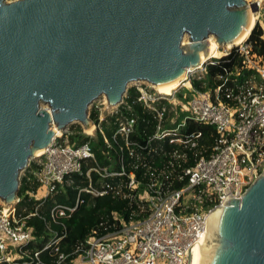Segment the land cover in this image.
<instances>
[{"label": "water", "instance_id": "obj_1", "mask_svg": "<svg viewBox=\"0 0 264 264\" xmlns=\"http://www.w3.org/2000/svg\"><path fill=\"white\" fill-rule=\"evenodd\" d=\"M258 11L247 0H0V199L19 202L22 173L56 129L96 127L100 96L118 105L132 82L188 77L210 36L235 41ZM217 210L202 264H264V170Z\"/></svg>", "mask_w": 264, "mask_h": 264}, {"label": "built area", "instance_id": "obj_2", "mask_svg": "<svg viewBox=\"0 0 264 264\" xmlns=\"http://www.w3.org/2000/svg\"><path fill=\"white\" fill-rule=\"evenodd\" d=\"M252 2L261 9L263 0ZM234 48L240 64L232 70L225 68L214 90H196L191 79L205 76L206 65L214 63V57L210 58L202 71L190 76L187 88L191 94L184 93L188 97L185 103L175 94L153 92L143 82L135 86L138 101L155 113L159 123L152 133L136 134L135 118H119V127L113 133L119 148L117 170L97 163L90 141L72 144L68 136H56L36 157V170L31 171L30 164L22 179L26 177L31 185L28 193L43 188L44 196H48L58 192L60 186L73 185L79 197L73 206H53L51 220L64 230H53L54 236L35 252L27 248L35 239L33 227L17 210L22 197L16 205L0 204V264H47L41 260L44 250H50L53 264H66L70 254L60 246L67 234L62 218L70 217L85 202L83 192L94 197L111 194L129 200L136 209L129 220L116 216L119 221H103L92 229L74 247L70 264H190L207 235L214 207L222 205L228 194L242 198L264 170V56L254 52L248 37ZM244 69L252 73L239 81ZM127 96L120 104L130 109ZM179 104L186 113L183 119L175 127H165L171 120L169 113L176 112ZM188 120L215 126L217 136L210 156L199 148L203 132L185 127ZM105 141L113 148L114 142L107 137ZM92 172L102 179L99 186L93 184ZM74 174L85 175L89 184H76ZM33 178L36 187H32ZM183 181V186H176Z\"/></svg>", "mask_w": 264, "mask_h": 264}, {"label": "trees", "instance_id": "obj_3", "mask_svg": "<svg viewBox=\"0 0 264 264\" xmlns=\"http://www.w3.org/2000/svg\"><path fill=\"white\" fill-rule=\"evenodd\" d=\"M264 29L261 23L258 21L253 27L248 40L253 45V50L258 55L264 56V38L262 37ZM214 63H209L206 65L207 71L205 76L202 79L192 78L191 83L196 90H214L221 81L217 78L221 72H224L225 68L232 70L235 65L240 64V56L237 50L234 48L231 53L228 55H223L222 57H214ZM252 73L251 70L244 69L239 75V81L244 80ZM260 80V79H259ZM184 93L188 95L191 94V91L185 89L184 92L178 93L177 96L180 100L185 103L188 100V97H184ZM139 91L135 86L128 89V96L125 98V101L131 106L130 109H126L124 106H121L118 113L108 115L102 121H100L99 111L93 109L90 113L91 119L96 124V127L102 129H97V135L95 137L90 135H84L82 126L79 125L76 128V131L73 130L71 134L68 135V138L72 144H79L84 141H90L93 150L95 152L97 163L101 166L110 167L112 164L114 168L111 170L119 169L118 155L119 148L113 140V133L116 127H119V118L121 116H127L130 118H135L136 122L134 127L136 128V134L146 131L147 133L154 132L155 128L158 127V118L155 116V113L148 110L144 105L138 101L137 97ZM225 98V97H224ZM226 100V99H225ZM182 108V105H177V116L179 115V110ZM173 114V113H172ZM185 113H181L176 123H172L171 120H168L165 123V127H174L176 126ZM185 127H189L190 130H201L203 132V137L200 140L199 148L203 150L204 155L210 156L213 151V145L215 143V138L217 136V131L215 126L198 123L192 120H188ZM105 137H107L111 142H114L113 148L108 147ZM202 145L204 147H202ZM32 164V162H31ZM192 164V161H191ZM33 167L37 166L33 164ZM35 168V170H36ZM86 171V169H85ZM93 184L99 186L100 177L97 173L92 172ZM73 178L75 179L76 184H81L86 186L89 184V179L83 175L74 174ZM34 185L37 186L36 178H33ZM108 181H111L108 179ZM186 183L177 182L176 186L181 187ZM30 183L27 181L26 177L22 179V185L19 189V196H22L26 189L30 187ZM78 194V189L75 187H67L62 193L55 194L45 200L41 207H38L37 214H32L36 212V205L39 201L29 198L28 195H24L23 199L18 203L17 210L19 213H22L26 216L27 225L33 227V232L35 234V239L29 243L27 246L30 252H35L42 250L45 244L53 236L52 231L58 230L62 231L64 228L53 222L50 217V209L56 203H68L70 205L75 204V199ZM82 196L85 198V202L80 205L77 210L68 218H62L66 226V237L61 242V250L65 253H69L68 262L74 258L72 251L74 247L82 240L86 238L88 234L91 233L92 229L97 228L101 222L105 221L107 224H111L114 221H119L115 219L116 216H119L125 220L130 219V215L136 207H131L129 200L120 199L113 197V195L97 196L92 197L91 194L83 192ZM26 207V211H23V208ZM47 221L51 225V229L48 226ZM54 257L50 254V250H44L41 252V260L47 264H53ZM22 259L20 262H23ZM23 264V263H16Z\"/></svg>", "mask_w": 264, "mask_h": 264}, {"label": "rangeland", "instance_id": "obj_4", "mask_svg": "<svg viewBox=\"0 0 264 264\" xmlns=\"http://www.w3.org/2000/svg\"><path fill=\"white\" fill-rule=\"evenodd\" d=\"M8 2H10V1H14V0H7ZM248 2H252V1H254V0H247ZM260 11V15L258 14V12H256L255 13V16H256V22L255 23H257L258 21L261 23V25H262V27L264 26V0H263V3H262V6H261V9L259 10ZM187 40V39H186ZM234 47V46H233ZM233 47H231V48H227V47H225V46H223V47H220L219 48V50H221L222 51V53H223V55L224 54H226V53H229L231 50H233L232 48ZM222 55V56H223ZM213 57H215V56H212L211 57V59L213 58ZM221 57V56H220ZM211 59H208V61H210ZM203 67V65L201 66V67H197V68H193L191 71H189V73H188V77L185 79V80H183V81H181L180 82V84H178V86H176L175 88H174V90H172V93L171 94H175V95H177L178 93H181V92H184L185 91V89H188L187 87L188 86H190V82H189V78H190V76L192 75H197L200 71H202V68ZM141 82H143L142 83V85H147L146 87H147V89H150L151 91H153V92H159L156 88H155V86H148V83L149 82H147V81H141ZM186 82H187V85H186ZM139 82H132V83H130L129 84V87H128V89L130 88V87H133V86H136L137 84H138ZM161 93V92H160ZM126 94H128V90H127V92L125 93V96H126ZM169 95V94H168ZM124 96V97H125ZM108 100H107V98H106V96L105 95H102V96H100L98 99H96L92 104H91V106H90V108H89V113H91V111L93 110V109H96V110H98L99 111V115H100V121H102L104 118H106L108 115H112V114H114V113H116V112H118L119 110H120V108H121V104H118L117 106H109V104H108V102H107ZM47 105H45V107H46ZM181 113H184L181 109L179 110V115L181 114ZM171 118V117H170ZM79 125H81L82 126V129H83V134L84 135H90V136H93V137H95L96 135H97V127H92V129H88L87 131L85 130V128L83 127V125L80 123V122H73V123H71V124H69L68 125V127H67V130L66 131H64V132H60L59 133V135H61L62 133H64L63 135L65 136H68L69 134H71L72 133V131L73 130H75L76 131V128H77V126H79ZM58 136V135H57ZM68 140H69V138H68ZM69 142H70V140H69ZM71 143V142H70ZM37 161V158H34V159H32V163L33 162H36ZM31 164V163H30ZM31 166H32V164H31ZM32 170V169H31ZM23 174H24V172L22 173V176H23ZM4 202L2 201V199H0V204H3Z\"/></svg>", "mask_w": 264, "mask_h": 264}, {"label": "bare ground", "instance_id": "obj_5", "mask_svg": "<svg viewBox=\"0 0 264 264\" xmlns=\"http://www.w3.org/2000/svg\"><path fill=\"white\" fill-rule=\"evenodd\" d=\"M255 22H256V16L255 14L252 15V20H251V24L249 25V27H247L245 29V31L242 33V35L237 38L235 41H232V42H228V43H224V44H219L217 42V39L214 37V36H210L209 37V41L212 45V50H211V53L208 55V56H203V60H208L210 59L212 56H215V57H220L223 55L222 51L219 50L220 47H227V48H231L237 44H240L241 42H243L249 35H250V31L253 27V25H255ZM192 68H189V71L191 70ZM186 76L187 74L183 75L182 78H179L177 79L175 82H168V83H164V84H160V85H153L155 86V88L163 93V94H171L172 93V90H174V88L176 86H178V84H180L181 81L185 80L186 79ZM190 84V83H189ZM186 85H187V82H186ZM107 98V97H106ZM108 102V101H107ZM113 106H117V105H112ZM95 128V126H93ZM54 128L56 129V126H54ZM88 129H92V127L88 128ZM86 129V131L88 130ZM57 133L56 135L59 136V133L62 131V130H58L56 129ZM62 135V134H61ZM45 150H40L38 152V155H42V153L44 152ZM219 212L218 210L217 211H214L211 215H210V218L208 220V232H207V235L204 239V241L195 249L194 251V254L191 258V261H190V264H202V261H203V257H204V253H205V249H206V246H207V242H208V238H209V234H210V231H211V227H212V223H213V219H214V216L215 214Z\"/></svg>", "mask_w": 264, "mask_h": 264}, {"label": "crops", "instance_id": "obj_6", "mask_svg": "<svg viewBox=\"0 0 264 264\" xmlns=\"http://www.w3.org/2000/svg\"><path fill=\"white\" fill-rule=\"evenodd\" d=\"M176 98L177 99H180L177 95H176ZM173 113V114H172ZM177 110H176V112H170L169 113V117H171V122L172 123H176L177 122V120H178V118H179V115L177 116ZM185 113V112H184ZM186 114V113H185ZM182 119H183V117H182ZM181 119V120H182ZM180 120V121H181ZM165 123H167V121L165 122ZM175 127V126H174ZM33 164H35L36 166H37V164H36V162H33L32 163V166H31V169L33 170V171H35V168L36 167H33ZM114 168V165L112 164L111 166H110V169H113ZM31 170V171H32ZM29 174H31V173H29ZM31 176L32 177H35L34 175H32L31 174ZM102 181V179L100 178V182ZM33 187V186H32ZM67 187H74L73 185H71V186H69V185H63V186H60V188H59V191L58 192H56V193H54V194H51V195H48V196H44V189L43 188H40V189H38L37 191H35V192H31V193H28V192H30L29 190H30V188H31V186L28 188V189H26L25 190V192H24V194L22 195V196H20V197H22V199H23V197H24V195H28V197L31 199V198H33V199H35V200H37V201H39V207H41L42 205H43V203L45 202V200L47 199V198H49V197H51V196H54L55 194H58V193H62V191H64ZM76 188V187H75ZM45 194H46V192H45ZM79 195V191H78V194H77V197H76V199H75V203H76V201H77V199H78V196ZM92 196V195H91ZM92 197H94V196H92ZM41 198V199H40ZM84 198V197H83ZM56 204H63V205H70V204H68V203H56ZM74 205V204H73ZM73 205H70V206H73ZM53 208V207H52ZM51 208V209H52ZM51 209H50V212H51ZM32 214H37V212H34V213H31L30 215H32ZM51 217V216H50ZM47 223H48V226H49V228L51 229V225H49L50 223L47 221ZM50 231H52V233H53V236H54V232H53V230H50ZM35 235V234H34ZM52 236V237H53ZM62 242V241H61ZM60 246H61V243H60Z\"/></svg>", "mask_w": 264, "mask_h": 264}]
</instances>
